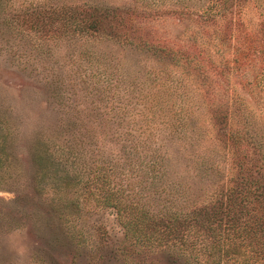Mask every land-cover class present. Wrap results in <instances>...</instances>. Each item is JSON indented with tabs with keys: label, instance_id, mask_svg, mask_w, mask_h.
<instances>
[{
	"label": "trees",
	"instance_id": "trees-1",
	"mask_svg": "<svg viewBox=\"0 0 264 264\" xmlns=\"http://www.w3.org/2000/svg\"><path fill=\"white\" fill-rule=\"evenodd\" d=\"M134 2L122 11L98 0H53L4 16L3 27L38 41L105 40L136 58L92 87L88 103L97 107L68 113V145L39 140L34 184L63 174L86 205L112 210L127 258L173 250L187 257L185 264H264V6L260 0ZM250 3L262 12L257 24L245 19ZM138 11L196 18L213 31L192 32L182 49L134 36L120 40L113 29ZM86 111L88 123L80 116ZM5 130L1 123L0 152L9 143ZM99 139L113 151L106 144L94 150ZM80 205L79 196L61 209L79 213Z\"/></svg>",
	"mask_w": 264,
	"mask_h": 264
},
{
	"label": "rangeland",
	"instance_id": "rangeland-1",
	"mask_svg": "<svg viewBox=\"0 0 264 264\" xmlns=\"http://www.w3.org/2000/svg\"><path fill=\"white\" fill-rule=\"evenodd\" d=\"M52 1L0 0V124L7 128L9 139L0 152V264H185L187 257L181 258L173 250L124 256L120 251L123 229L113 211L94 208L92 203L86 205L84 196L67 185L63 174L51 175V184H34L38 175L34 153L39 140L68 145L73 132L68 131V113L73 108L81 112L97 107L88 103L92 87L114 79L124 61L136 59L129 48L110 41L87 44L76 39L52 43L2 26L6 14ZM98 1L122 11L137 6L134 0ZM260 3L264 6V0ZM244 10L247 21L257 24L263 19L264 11L256 9L254 3ZM142 12L133 14L124 27L113 29L120 40L134 36L150 45L182 49L192 32L204 29L206 35L213 31V26L204 27L196 18L180 21L177 16L156 17L152 12ZM84 51L86 55L82 57ZM20 55L26 57L18 58ZM141 57L144 58L142 54ZM230 87L241 91L236 84ZM262 110L259 125L264 130V107ZM87 113L80 115L81 120H89ZM76 133L74 136L79 137L77 130ZM97 142L94 150H103L105 140ZM106 146V152L113 151L108 143ZM79 196V213L61 209L64 201Z\"/></svg>",
	"mask_w": 264,
	"mask_h": 264
}]
</instances>
